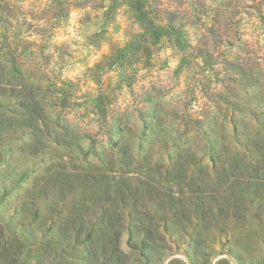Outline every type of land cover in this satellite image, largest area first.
I'll list each match as a JSON object with an SVG mask.
<instances>
[{"label": "rangeland", "instance_id": "374dc122", "mask_svg": "<svg viewBox=\"0 0 264 264\" xmlns=\"http://www.w3.org/2000/svg\"><path fill=\"white\" fill-rule=\"evenodd\" d=\"M144 1L147 18L165 27L159 38L138 18L134 0H0V264L101 263L85 243H63L56 235L67 218L102 227L101 212L79 191L59 192L69 189L67 178L52 177L59 169L118 159L125 147L140 164L166 160L164 138L178 137L175 148H188L202 125L228 141L234 118L239 129H258L234 108L250 97V86L241 75L231 80L230 68L233 52L241 58L264 52V0ZM24 72L41 85L37 94L47 105L46 125L35 133L6 129V114L23 111L19 88L12 94L6 83L18 84ZM259 84L254 94L264 101V78ZM122 114L126 122H114ZM203 166L210 168L208 159ZM50 182L45 196L30 192ZM227 221L206 244L207 254L193 261L194 230L179 234L182 228L168 222L165 238L179 241L158 264H238L235 254L264 255L258 220ZM130 230L141 234L134 225ZM105 232L122 251L109 249L101 264L154 263L140 256L128 230Z\"/></svg>", "mask_w": 264, "mask_h": 264}, {"label": "trees", "instance_id": "16d2710c", "mask_svg": "<svg viewBox=\"0 0 264 264\" xmlns=\"http://www.w3.org/2000/svg\"><path fill=\"white\" fill-rule=\"evenodd\" d=\"M144 4V0H134L133 8L144 26L159 38L165 27L147 18ZM229 42L226 40L227 46ZM244 54L241 58L233 52L231 80L240 75L245 77L250 86L247 92L250 97L243 104L235 102L233 105L238 113L253 118L258 129L251 133L245 124L239 129L234 118L233 136L228 141L216 134L210 136L202 125L190 135L196 143L188 148H175L178 137L164 138L161 155H167L166 160L151 164L142 158L140 164L128 155L129 149L125 147L122 153L118 152L117 155H121L118 159L110 155L99 164L88 163L86 168L76 167L72 172L64 167L59 169L52 177L56 180L67 178L69 188H61L59 192L79 191L90 206L101 212L102 225L101 229L93 230L88 218H67L56 233L60 242L85 243L87 249L95 251V262L102 263L109 249L113 248L116 254L122 251L105 230H128L134 243L141 245L138 248L140 256L148 261L154 259L153 264H158L166 254L165 249L171 250L175 240L176 243L179 241V238H165L168 222L182 228L179 234L184 233L185 227L194 230V236H189L191 261L207 254L209 247L206 244L218 239L219 226L229 219L243 222L256 219L264 226V101L254 94L262 85L259 81L264 78V52L261 56ZM28 75L24 72L18 84L6 83L12 94L16 92L15 87L19 88L17 98L23 108L21 113H16L17 117L14 112L6 114V129L25 128L35 133L46 125L47 105L37 94L41 85L27 80ZM104 109H101L103 113ZM114 122L122 124L126 122V116L122 114ZM169 149H175L174 156H168L166 151ZM205 159L210 162V168L203 166ZM53 187L50 182L36 186L30 192L35 197L45 196ZM156 210L162 211L161 214L158 215ZM131 212L142 214L144 219L131 217ZM124 214L126 218H123ZM131 225L138 227L141 234L133 237ZM159 242L163 246H159ZM234 259L238 264H264V255L246 258L235 254Z\"/></svg>", "mask_w": 264, "mask_h": 264}]
</instances>
